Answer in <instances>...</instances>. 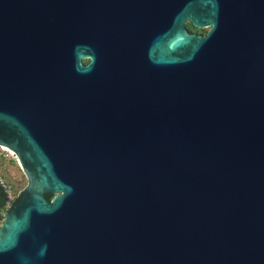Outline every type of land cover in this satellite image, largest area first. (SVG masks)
<instances>
[{
    "label": "water",
    "instance_id": "obj_1",
    "mask_svg": "<svg viewBox=\"0 0 264 264\" xmlns=\"http://www.w3.org/2000/svg\"><path fill=\"white\" fill-rule=\"evenodd\" d=\"M144 1L0 0V264H264V0Z\"/></svg>",
    "mask_w": 264,
    "mask_h": 264
},
{
    "label": "flooded vegetation",
    "instance_id": "obj_2",
    "mask_svg": "<svg viewBox=\"0 0 264 264\" xmlns=\"http://www.w3.org/2000/svg\"><path fill=\"white\" fill-rule=\"evenodd\" d=\"M143 11H144V21L141 29V39L143 47L147 50L149 47H153L157 39L163 40V45L166 47L168 39L170 40V22H168V15L166 14V5L164 6V14L162 15L159 8L156 5V2L151 0H145L143 2ZM188 25L191 24L188 22L185 24V28L189 33L197 34L200 36H205L208 28H202L203 33H194ZM154 49H156L154 47ZM88 61H83V64H87ZM1 190V189H0ZM2 191V190H1ZM3 193V192H2ZM3 199L5 197L3 196Z\"/></svg>",
    "mask_w": 264,
    "mask_h": 264
},
{
    "label": "built area",
    "instance_id": "obj_3",
    "mask_svg": "<svg viewBox=\"0 0 264 264\" xmlns=\"http://www.w3.org/2000/svg\"><path fill=\"white\" fill-rule=\"evenodd\" d=\"M10 168L20 170L17 156L12 150L0 145V189L5 197L4 205L0 207V225L3 222L4 214L17 203L22 191V189H16L14 182H11Z\"/></svg>",
    "mask_w": 264,
    "mask_h": 264
},
{
    "label": "rangeland",
    "instance_id": "obj_4",
    "mask_svg": "<svg viewBox=\"0 0 264 264\" xmlns=\"http://www.w3.org/2000/svg\"><path fill=\"white\" fill-rule=\"evenodd\" d=\"M188 27L194 33L205 32L204 30L194 28L192 25L191 26L188 25ZM10 169H11L10 177L12 179L11 182H14V186L16 187V189H23L26 186L27 181L24 175L22 174L21 170H19L18 168H10Z\"/></svg>",
    "mask_w": 264,
    "mask_h": 264
},
{
    "label": "trees",
    "instance_id": "obj_5",
    "mask_svg": "<svg viewBox=\"0 0 264 264\" xmlns=\"http://www.w3.org/2000/svg\"><path fill=\"white\" fill-rule=\"evenodd\" d=\"M3 196H4V194H3L2 191L0 190V207H2V206L4 205V199H3ZM45 197H46L47 199H50V198H51L50 195H45Z\"/></svg>",
    "mask_w": 264,
    "mask_h": 264
}]
</instances>
